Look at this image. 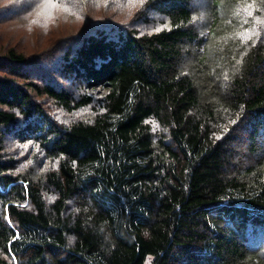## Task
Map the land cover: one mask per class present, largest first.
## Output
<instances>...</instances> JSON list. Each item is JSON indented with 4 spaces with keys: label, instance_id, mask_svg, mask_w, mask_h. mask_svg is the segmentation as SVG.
<instances>
[{
    "label": "trees",
    "instance_id": "1",
    "mask_svg": "<svg viewBox=\"0 0 264 264\" xmlns=\"http://www.w3.org/2000/svg\"><path fill=\"white\" fill-rule=\"evenodd\" d=\"M91 6L0 29V264H264V0Z\"/></svg>",
    "mask_w": 264,
    "mask_h": 264
},
{
    "label": "rangeland",
    "instance_id": "2",
    "mask_svg": "<svg viewBox=\"0 0 264 264\" xmlns=\"http://www.w3.org/2000/svg\"><path fill=\"white\" fill-rule=\"evenodd\" d=\"M21 2L33 4L32 0H0V6L3 5L7 13L15 8L16 11L14 12H18V5ZM35 2L39 9L33 13L31 12L29 16L21 18L22 15L18 16V13L12 12L15 17L11 20L10 25L0 24V29L8 30V33L13 31L11 33L15 42L21 47L20 50H24L33 56L42 55L45 46H40L39 43L41 42L46 45L49 42L59 41L60 38V41H62L64 37H72L75 40L82 38L85 33L95 30L96 25L104 15L102 11L98 12L96 8L91 6V0H76L77 7L73 9H70L63 2H59L53 8L46 7V5L40 3V0H35ZM24 21H31L39 27L32 33H27V22ZM90 22L94 24L93 27L89 28L92 24L86 27ZM40 36H42V41H37ZM60 53L61 51L55 56L60 58ZM102 93L104 91L98 94L102 95Z\"/></svg>",
    "mask_w": 264,
    "mask_h": 264
},
{
    "label": "snow or ice",
    "instance_id": "3",
    "mask_svg": "<svg viewBox=\"0 0 264 264\" xmlns=\"http://www.w3.org/2000/svg\"><path fill=\"white\" fill-rule=\"evenodd\" d=\"M48 4H49V6H51V7H55V6H57L56 0H48Z\"/></svg>",
    "mask_w": 264,
    "mask_h": 264
},
{
    "label": "bare ground",
    "instance_id": "4",
    "mask_svg": "<svg viewBox=\"0 0 264 264\" xmlns=\"http://www.w3.org/2000/svg\"><path fill=\"white\" fill-rule=\"evenodd\" d=\"M172 215V214H171ZM173 218V217H172ZM171 219V218H170ZM177 219V218H176ZM170 222H171V220H170ZM176 222V221H175ZM33 223V222H32ZM172 224V223H171ZM173 224H174V222H173ZM176 225V224H175Z\"/></svg>",
    "mask_w": 264,
    "mask_h": 264
}]
</instances>
